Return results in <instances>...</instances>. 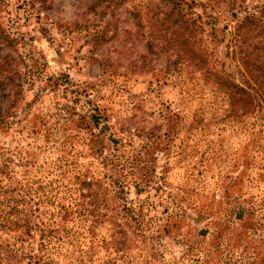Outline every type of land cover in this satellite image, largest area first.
<instances>
[{"label": "rangeland", "instance_id": "1", "mask_svg": "<svg viewBox=\"0 0 264 264\" xmlns=\"http://www.w3.org/2000/svg\"><path fill=\"white\" fill-rule=\"evenodd\" d=\"M176 1L164 15L169 0H0V161L37 188L39 221L55 227L54 205L76 195L78 176L100 178L104 155L147 229L178 221L175 196L185 210L155 256L58 227V240L43 238V264H264V111L229 113L214 75L178 58L169 31L157 29L149 51L147 30L166 16L193 21L196 55L239 83L245 55L264 59V0ZM246 15L259 27L241 26ZM149 155L143 186L127 163ZM1 186L0 175V264H25L31 245L4 221L12 194Z\"/></svg>", "mask_w": 264, "mask_h": 264}, {"label": "trees", "instance_id": "2", "mask_svg": "<svg viewBox=\"0 0 264 264\" xmlns=\"http://www.w3.org/2000/svg\"><path fill=\"white\" fill-rule=\"evenodd\" d=\"M169 1L171 10L165 12L164 15H172V10L178 7L176 0ZM177 11L178 9H176ZM169 18V16H166L155 19V22L147 26V30L151 35V41H148L149 51H152V46H154L152 39L155 37L156 30L159 29L165 33L169 31V33L162 34V37L168 47H177L179 53H176V55L178 58L188 60L192 65H200L199 67L205 73H209L210 76L214 75L213 81L225 91L229 113H236L237 108H240L242 113H250L258 109L264 111V59L257 61L254 58L250 59V55H245L243 57L245 59L242 61L244 75L241 82H234L227 73L216 69L215 59L212 64L208 65L205 57L203 60L202 54L196 55L190 39L192 29L188 25L189 22L193 23V21L188 22L187 19H181L169 22ZM260 23L258 17L246 15L241 19L240 25L253 29L258 28ZM211 24L213 25L214 23L211 22ZM2 40L0 30V42ZM203 61L206 63L202 66ZM1 67L5 68L4 62ZM92 118L93 121L96 120L94 117ZM154 144L153 142L150 144V141H148L147 149L149 148L152 151L156 146V144L152 146ZM104 156L101 158L103 174L100 178H80L78 176L75 186L72 187L76 195L74 197L68 195L64 203L54 205L55 209L52 211L55 212L51 215L55 216V227H52L51 222L39 221L41 201L40 197H35L33 194L37 188L34 189L32 183L22 180V177H15L8 157L0 161L1 187L4 193L12 194L9 196L11 204L7 207L4 221L7 223L8 228H14V231L18 232L16 237L20 241L28 240L31 245L30 251L25 255V264H43L40 257V247L43 238L51 237L55 234L58 240L60 237L58 227L65 235L86 238L92 245L99 246L101 243L105 249L121 253V255L129 251V249H141L143 246V250L152 251L151 255L153 256L157 254L154 246L157 243L155 240L161 238L162 235L168 234L172 227L178 228V222L181 221L182 216L185 214L184 208L179 203L178 196L174 197L175 205L180 210L178 221H172L168 218L170 221L169 225L166 226L168 222L166 221L155 232L147 229L144 224L142 205H134L131 200L125 197L123 183L115 179V176L109 172V161H106L107 158ZM128 160H130L127 163L129 172L135 176L136 180L138 178L141 185L145 186L147 182L152 180L150 174H153L154 169L152 168L151 173H147L146 169V167H151L150 155L148 163L147 160L144 161V157L137 158L134 156ZM156 179L159 180L160 178L157 177ZM208 213L196 211V215L192 219L197 220L201 217H208ZM207 223H211L210 219L207 220ZM98 227L105 232L107 231L106 237L98 235Z\"/></svg>", "mask_w": 264, "mask_h": 264}]
</instances>
